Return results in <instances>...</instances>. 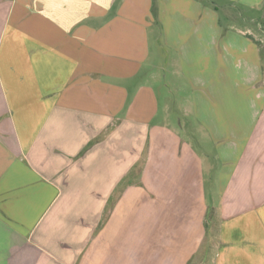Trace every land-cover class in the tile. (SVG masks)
<instances>
[{"label": "crops", "instance_id": "crops-1", "mask_svg": "<svg viewBox=\"0 0 264 264\" xmlns=\"http://www.w3.org/2000/svg\"><path fill=\"white\" fill-rule=\"evenodd\" d=\"M260 14L0 0V264H264Z\"/></svg>", "mask_w": 264, "mask_h": 264}, {"label": "rangeland", "instance_id": "rangeland-1", "mask_svg": "<svg viewBox=\"0 0 264 264\" xmlns=\"http://www.w3.org/2000/svg\"><path fill=\"white\" fill-rule=\"evenodd\" d=\"M221 12H223V9L221 8ZM253 16V15H252ZM264 15L263 14H260L259 15V22L261 23V24H264V17H263ZM222 21L224 22V23H226V22H233V23H235V24H239V22H237L236 20H230V19H227V15L225 14V12H223L222 13ZM255 19L257 18V17H254ZM254 19V20H255ZM240 20V19H239ZM243 23V22H242ZM242 23H240V24H242ZM253 25H256L257 23H255V22H251ZM244 25V24H243ZM243 25H241V27H243ZM214 234H215V232H213ZM213 244V243H212ZM212 256H213V248L210 250V251H208V250H203L202 252H201V254L199 255V257L195 260V263L196 264H200V262L202 263V260H203V258L204 257H206V262H207V264H210V262H211V260H212Z\"/></svg>", "mask_w": 264, "mask_h": 264}]
</instances>
